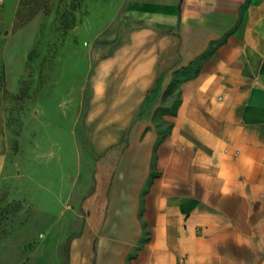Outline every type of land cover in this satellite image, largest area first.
Segmentation results:
<instances>
[{
    "label": "crops",
    "instance_id": "crops-1",
    "mask_svg": "<svg viewBox=\"0 0 264 264\" xmlns=\"http://www.w3.org/2000/svg\"><path fill=\"white\" fill-rule=\"evenodd\" d=\"M121 4L86 56L101 201L67 264H264V0Z\"/></svg>",
    "mask_w": 264,
    "mask_h": 264
},
{
    "label": "rangeland",
    "instance_id": "rangeland-1",
    "mask_svg": "<svg viewBox=\"0 0 264 264\" xmlns=\"http://www.w3.org/2000/svg\"><path fill=\"white\" fill-rule=\"evenodd\" d=\"M121 1L0 0V264H67L100 204L86 56L119 28Z\"/></svg>",
    "mask_w": 264,
    "mask_h": 264
},
{
    "label": "trees",
    "instance_id": "trees-1",
    "mask_svg": "<svg viewBox=\"0 0 264 264\" xmlns=\"http://www.w3.org/2000/svg\"><path fill=\"white\" fill-rule=\"evenodd\" d=\"M175 73L177 76L172 80L170 86L166 90V93L168 94L172 93V90L176 88V84L181 78H184L192 73V68L190 66L184 67L182 69L176 70Z\"/></svg>",
    "mask_w": 264,
    "mask_h": 264
}]
</instances>
